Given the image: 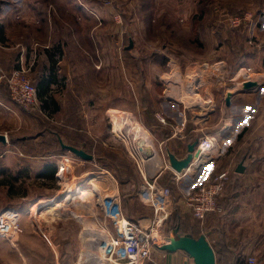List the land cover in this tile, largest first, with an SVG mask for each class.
Returning a JSON list of instances; mask_svg holds the SVG:
<instances>
[{"label":"rangeland","instance_id":"obj_1","mask_svg":"<svg viewBox=\"0 0 264 264\" xmlns=\"http://www.w3.org/2000/svg\"><path fill=\"white\" fill-rule=\"evenodd\" d=\"M21 1L29 7L38 2L43 8L47 4L59 11L65 6H59L64 4L62 0ZM80 1L89 7L86 10L90 13L94 7L99 10L102 23L96 33L107 39L96 44L101 51L100 58L92 52L94 44H84L88 95L90 87L101 82L104 89L117 88L119 111L114 113L113 125L105 113V105L85 106L83 103L59 107L51 101L52 105L45 108L39 100L35 107L26 109L12 102L18 108L19 120L14 119L7 125L0 123V134L8 136L9 140L6 146L0 147V216L8 220L17 215L22 232L12 239L0 237L15 244L24 236V264H115L109 247L103 246L107 236L115 232V223L107 210L117 201L124 213L125 205L128 212L134 209L128 196L140 188L147 164L141 160L152 151L151 140L156 142L153 136L151 140L148 135L144 140L138 138L133 127H149L148 119L164 126L161 123L164 117L170 131L173 127L168 120L180 125L179 121L189 112L188 119L193 118V126L203 129L198 138L206 136L209 130L222 125V114H237V110L223 111L219 90L242 89L248 79L238 73L245 62L247 48L261 47L264 57V0ZM7 4L16 5L14 0H0V6ZM17 22L24 26L26 37L32 34L29 17L18 18ZM82 29L88 35L94 29V21L84 19ZM110 37H113L112 42H109ZM54 52L60 51L55 49ZM175 62L182 67L178 78L175 76L176 83L187 89L191 85L192 94L199 91L203 98L200 101L189 94L184 99L186 104L191 103L188 109L170 104L163 97L171 82L169 75L168 79H162L160 72H170ZM95 64L101 68L102 75L92 74ZM221 66H224V75L216 71V67ZM250 68L254 80L255 70ZM30 74L29 70L31 78ZM0 84L3 87L5 80ZM55 89L61 86H53L52 95L58 94L57 97L63 99L64 93L56 94ZM208 90L217 95L219 107L206 121L205 101L209 97L205 92ZM105 94L110 98V91L104 93V98ZM90 98L91 95L86 101ZM143 101L151 103L150 116L141 113ZM111 130H116L114 149L110 148ZM101 141L109 145H101ZM61 142L83 145L97 158L85 162L63 148ZM220 147H223L222 141ZM158 157L165 161L163 154ZM50 163L58 166V181L38 177ZM208 163L201 169L205 170ZM195 165L188 169L186 176L178 178L171 172L164 175L169 182L170 175L180 182V188L175 185L174 195L187 192L194 183L201 182L198 179L201 169L193 171ZM19 171L23 174L19 175V180H14L17 194L10 195L1 182ZM128 178L133 179L137 187L130 189L126 185L122 190ZM232 186L230 183V188ZM26 190L28 193L23 195Z\"/></svg>","mask_w":264,"mask_h":264},{"label":"crops","instance_id":"obj_2","mask_svg":"<svg viewBox=\"0 0 264 264\" xmlns=\"http://www.w3.org/2000/svg\"><path fill=\"white\" fill-rule=\"evenodd\" d=\"M62 1L64 4L60 3L59 6L65 5L66 9L63 6L64 9L60 11L58 8L57 10L52 9L53 7L47 4L43 8L41 3L38 2L36 4L31 3L29 7L21 0H14L16 5L0 6V68L9 75L15 69L28 66L31 72L30 76L32 75L31 79L38 88L40 103L45 108L52 105L51 101L59 107L81 106L83 103H85V106L91 103H95L98 107L105 105V113L110 118L111 124L114 125V113L119 111L117 88L107 86L104 89L101 82L90 87L91 93L88 95L89 90L86 83L85 61L87 60V48L84 44H94L92 52L95 57L98 54V58H100L99 53L101 51L98 50L96 44L107 40L96 33L102 23L99 10L94 7L91 9V14L86 10L89 7L81 3L80 0ZM24 15L29 17L32 31V34L27 37L24 34L26 31L24 26L18 25L17 22L18 18H26ZM84 19L94 21V29H91L88 35L82 29ZM97 20L99 23H97ZM109 40V42H112L113 37H110ZM55 49L60 52L56 54ZM247 49L244 56L245 62H242L240 68L250 66L254 68L253 81L257 85L251 89H243V84L242 89L239 91L235 89L219 90L222 97L223 111L237 110V114L229 116L222 114L220 118L222 125L220 124L218 128L207 132V136L217 140L218 148L212 153V159L209 161L210 163L207 162L205 170H203L204 168L201 169L205 162H199L195 158L192 159L189 166L190 168L197 163L193 168L194 170H192L201 169L200 171L197 170L199 171L198 179L201 182L224 170H228L230 173L229 186L223 197L219 198L222 210L210 214L205 223L201 224L185 207L182 199L184 192L182 194L177 193V195L172 193V197L164 198L160 193L151 192L148 188H145L147 181L156 183L159 187H169L172 192L176 189L175 185L181 187L179 186L180 182L173 180L176 177L172 178L170 175L169 182L164 179V175L168 172L175 175V170L171 165V157L180 162L186 160L190 154L189 146L199 140V132L203 129L193 126L195 125L192 121L193 118L188 119L187 114L189 112H186L185 118L183 117L179 121L180 125L178 123L176 125L169 119L168 122L173 127L170 131L165 126L167 121L165 123L161 122L164 124V126H161L156 121L155 123L150 122L149 119L147 123L149 127H133L134 134L138 138L143 139L148 135L151 140V136H153L156 142L151 140L152 151H149L145 155L146 157L141 160L143 163H147L145 164L146 167L144 166L146 174L142 173L140 188L134 190L132 194L129 193L128 197L133 203L134 209L128 212L125 205V215L138 221L142 226L148 227L155 216L153 205L155 199L163 205V208L169 214L161 232L163 238H166L164 244L169 242V238L175 229H178L181 235H190L196 238L205 235L216 252L217 264L219 262L239 264L240 254H253L264 259L262 257V255L264 256V57L261 47L259 49L256 47L249 49L248 47ZM249 51L253 53L251 54ZM172 65L170 72H160L162 79H168L166 76L169 75L171 82V86L166 87V93L163 97L170 104L183 105L188 109L191 106L186 104L184 99L190 93V95H193L192 90L194 89L191 88V85L189 86L190 89H187L182 84L178 85L176 83L178 79H175V76L178 78L182 67L176 62L175 66ZM100 69L95 64L92 66V74L102 75ZM216 71L222 75L225 74L224 66L216 67ZM218 73L215 74L218 75ZM56 85L61 86V89H55V92L56 94L64 93L63 99L61 96L58 98V94L53 97L52 87ZM63 87L64 89H62ZM134 89L139 91L136 87ZM2 90L4 93H2ZM107 91H110V98L107 94H105L107 97L104 98V93ZM143 91L147 92L145 89ZM205 93L209 97L205 101V104H207L205 106L207 112L205 113L208 116L206 121H208L213 112L219 107V103L218 100L216 101L217 95L215 93L209 90ZM90 95V101L87 102L86 100ZM196 95L197 100H203L199 91ZM196 95H193V97ZM12 102L14 101L10 97L7 83L5 82L3 87L0 84V123L7 125L12 123L14 119L19 120L18 108ZM169 103L168 105H170ZM150 106V101H143L141 113L150 116ZM143 118L147 120V117ZM197 120L199 121L200 118H197ZM141 122H143L142 119ZM114 131L116 130L109 132L111 149L115 148L113 139H116V136ZM84 132L89 133L86 130ZM106 135H109L108 132H106ZM8 141V136H6V141L0 140V147L6 146ZM220 141H222L224 148H219ZM103 144L109 145L105 141H101V145ZM68 145L82 146L78 148L92 154L83 145L72 143ZM159 154H163L164 162L158 159ZM96 158L97 156H94L92 160H96ZM92 160L84 161L90 162ZM240 163L245 165V171L242 173L237 172ZM58 174H56V178L59 177ZM192 175L195 176L194 172ZM230 183L233 184L231 188ZM126 185H129L130 189L137 187L136 182L131 178L124 181L122 190L127 187ZM115 194L120 195V193ZM49 230L51 231V229ZM20 239L22 240L19 243L14 244L0 237V264H24V236ZM227 255L231 256L232 259H228ZM144 264L196 263L185 251L169 252L162 250L160 246L154 249L152 260Z\"/></svg>","mask_w":264,"mask_h":264},{"label":"built area","instance_id":"obj_3","mask_svg":"<svg viewBox=\"0 0 264 264\" xmlns=\"http://www.w3.org/2000/svg\"><path fill=\"white\" fill-rule=\"evenodd\" d=\"M30 68L22 66L19 69L13 70L9 75L0 68V81L5 80L7 83L11 99L18 105L30 109L35 107L39 102L38 88L29 77ZM243 77L247 81H253L251 76V68H241ZM238 73V75L240 74ZM193 88V87H191ZM163 123L165 118L161 117ZM206 147L210 153L202 156V147ZM218 148V142L210 136L199 138V144L196 150L200 149V155L197 158L199 162H209L212 159V153ZM189 167L184 172L179 173L174 171L175 176L186 175ZM230 180L228 170L221 171L211 175L199 184L194 183L189 191L182 194L183 203L188 208L195 219L201 224L205 223L210 214L221 212L222 208L219 204V198L225 194ZM145 188L151 192L160 193L164 198L173 196L172 189L169 187H159L156 183L146 182ZM154 199V198H153ZM155 208L154 219L148 227L142 226L138 221H135L125 215L121 209L119 201L115 204H110L107 212L109 217L115 223V232L107 236L104 247H109L111 256L115 264H144L152 260L153 251L156 247L164 245L166 238H163L162 227L168 218V212L163 208L161 203L154 199ZM12 218L5 220L0 216V236L15 238L22 228L19 224V217L12 215ZM125 262V263H124ZM239 264H264V259L253 254H240Z\"/></svg>","mask_w":264,"mask_h":264},{"label":"water","instance_id":"obj_4","mask_svg":"<svg viewBox=\"0 0 264 264\" xmlns=\"http://www.w3.org/2000/svg\"><path fill=\"white\" fill-rule=\"evenodd\" d=\"M257 85L254 81H248L244 83L243 89H251ZM0 140L6 141V136L0 134ZM62 147L72 151L78 157L84 160H92L94 156L89 154L83 149L75 146H71L61 142ZM199 140L189 146L190 154L184 161H177L171 157V165L176 172L182 173L190 166V162L193 158L197 159L200 155V149L196 150ZM245 165L240 163L237 172H244ZM162 250L175 252L178 250L185 251L195 261L196 264H217V256L213 246L210 244L205 235H201L198 238L190 235H181L179 230L175 229L169 238V242L161 246Z\"/></svg>","mask_w":264,"mask_h":264},{"label":"trees","instance_id":"obj_5","mask_svg":"<svg viewBox=\"0 0 264 264\" xmlns=\"http://www.w3.org/2000/svg\"><path fill=\"white\" fill-rule=\"evenodd\" d=\"M23 171H19L16 173V175L14 176H11L9 179H4L2 180V184L4 186H7L8 188V193L10 195H14V194H17V189H16V186L14 184V180H19V175H22ZM58 172V166L53 164V163H50V164H47L46 167H45V171L42 172L41 174H39V178L43 179V180H54V181H58V178H56V174ZM10 174V173H9ZM8 174V175H9ZM12 175V174H11ZM28 193V190H26L24 192L23 195H26ZM167 222V220L165 221ZM228 256V255H227ZM228 259H232L231 256H228ZM219 264H224L222 262H219Z\"/></svg>","mask_w":264,"mask_h":264},{"label":"bare ground","instance_id":"obj_6","mask_svg":"<svg viewBox=\"0 0 264 264\" xmlns=\"http://www.w3.org/2000/svg\"><path fill=\"white\" fill-rule=\"evenodd\" d=\"M243 74H244V73H242V71H241V73H240V75H239V76H241V75H243ZM190 94H191V93H190ZM194 94L196 95V91H195V93H194ZM192 96H193V95H192ZM196 96H197V95H196ZM194 97H195V96H194ZM190 104H191V103H190ZM190 104H189V105H190ZM201 150H202V156H204L205 154H208V153H210V152H209V150H208V149H206V147H204V146L201 148ZM199 161H200V160H199ZM196 164H197V163H196ZM194 165H195V164H194Z\"/></svg>","mask_w":264,"mask_h":264}]
</instances>
